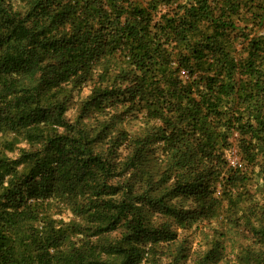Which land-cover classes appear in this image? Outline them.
I'll return each instance as SVG.
<instances>
[{"label":"trees","instance_id":"obj_1","mask_svg":"<svg viewBox=\"0 0 264 264\" xmlns=\"http://www.w3.org/2000/svg\"><path fill=\"white\" fill-rule=\"evenodd\" d=\"M206 221L196 264H264V0H0V264H183Z\"/></svg>","mask_w":264,"mask_h":264},{"label":"rangeland","instance_id":"obj_2","mask_svg":"<svg viewBox=\"0 0 264 264\" xmlns=\"http://www.w3.org/2000/svg\"><path fill=\"white\" fill-rule=\"evenodd\" d=\"M86 94V92L84 93ZM76 112L74 109L70 110L68 112V116L73 118L75 116ZM91 120V118L89 119ZM232 164L236 165L238 162V159L235 157L231 158ZM215 225V222H212L211 224L207 221L204 223V225H200L199 228H196V224L190 228L189 230L185 231V237L187 236V239L185 241L186 245V252H187V258L183 262V264H196V258L198 251L206 248V234L211 233V225ZM206 231V234L204 235L203 232ZM224 245L226 247V252L223 255V257L217 261L215 264H248L247 262H242L241 257H245L244 251L246 248H253L257 249V239L252 237L251 234L246 232L241 233H235L227 236V239L224 242Z\"/></svg>","mask_w":264,"mask_h":264}]
</instances>
